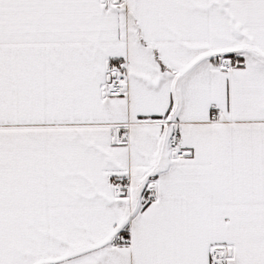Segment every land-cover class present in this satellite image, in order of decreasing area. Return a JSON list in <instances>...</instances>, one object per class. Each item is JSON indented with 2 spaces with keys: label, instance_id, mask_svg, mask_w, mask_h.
<instances>
[{
  "label": "snow or ice",
  "instance_id": "1",
  "mask_svg": "<svg viewBox=\"0 0 264 264\" xmlns=\"http://www.w3.org/2000/svg\"><path fill=\"white\" fill-rule=\"evenodd\" d=\"M0 264H264V0H0Z\"/></svg>",
  "mask_w": 264,
  "mask_h": 264
}]
</instances>
